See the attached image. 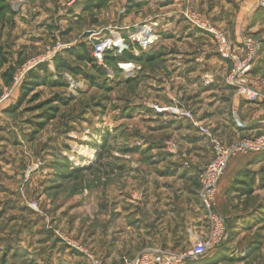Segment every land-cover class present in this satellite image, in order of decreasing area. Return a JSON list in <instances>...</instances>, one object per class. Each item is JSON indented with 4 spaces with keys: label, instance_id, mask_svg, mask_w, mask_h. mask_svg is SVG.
<instances>
[{
    "label": "rangeland",
    "instance_id": "1",
    "mask_svg": "<svg viewBox=\"0 0 264 264\" xmlns=\"http://www.w3.org/2000/svg\"><path fill=\"white\" fill-rule=\"evenodd\" d=\"M175 1L179 0H7L11 12L17 16L15 25L11 19V26L7 23L14 32L12 37L7 36L10 38L8 46L16 51L22 48L23 56L12 68V74L0 84V96L4 89L13 86L17 72L27 68L25 64L33 57L51 55L58 44L65 47L50 62L27 71L3 105L0 116V264H93L95 261L120 264L125 254L116 249L111 253L107 250L110 244L115 248L117 236L123 234L125 226L121 220L114 219L109 221L112 226L102 227L106 202L112 199L110 204L115 206L116 196L122 194L125 204L130 206L132 201L144 197V190L149 186L196 190L192 216L187 218L190 236L183 252L190 248L197 234L204 233L206 214L197 192L201 175L214 161L213 140L228 148L235 142L259 135L264 124L257 125L260 129L254 131L255 135L254 132L240 133L238 139L225 143L209 128L197 125L194 110L183 101L182 91L177 89L175 98L166 96L164 82L174 76L175 71L183 69L185 55L196 53L198 45L206 52L214 48L210 36L187 23L184 14H197L200 22L226 33L201 12L191 9L188 1L182 0L181 7ZM123 7L124 13H120ZM143 24L153 26L158 39L146 51L128 52L134 58L143 57L136 62L140 69L132 78H119L116 67L113 69L105 60V65L115 75L114 79H108L105 70L102 76L93 70L89 61L79 63L74 55H67L71 50L76 54L87 50L92 34L101 36L115 26L129 27L131 31ZM180 24L184 26L181 31ZM243 38H252L259 48L245 77V85L264 91V38L244 33L238 42L230 41L239 44ZM195 40L202 42L195 45ZM206 55L210 58L212 54ZM58 57L67 69L56 61ZM195 62L204 64L202 76L215 75L213 85L221 78L220 84L230 89L233 96L243 103L257 104L254 108L264 115V101H246L226 84L231 63L223 61L227 72L220 75L218 71L208 70L204 60L196 58ZM40 68L45 69L40 71ZM30 73L40 79H28ZM20 98L22 101L17 105ZM148 103L160 107L172 105L181 114L155 115L146 107ZM12 107L15 109L8 111ZM148 120L157 121L158 127L171 122L190 123L207 140L211 158L193 179L184 173L176 176L157 164L151 153L153 135L152 131L149 133ZM141 138L146 141L139 140ZM169 143L175 146V153L165 151ZM162 147L167 154L175 156L180 168H193L191 156L175 137L162 140ZM237 157H245L249 162L231 177L230 188L238 193V198L226 196L227 204L223 206L219 204L220 184L227 176L230 162ZM133 172H141V178ZM247 184L251 185V193L243 195L241 189ZM118 186L122 191L116 189ZM110 188L114 190L109 193V199ZM214 206L225 218L226 241L212 255L184 264H264V154L239 153L230 159L215 191ZM130 222L131 215H128L125 225ZM142 229L138 227L137 231ZM127 237L131 239L132 234Z\"/></svg>",
    "mask_w": 264,
    "mask_h": 264
},
{
    "label": "crops",
    "instance_id": "2",
    "mask_svg": "<svg viewBox=\"0 0 264 264\" xmlns=\"http://www.w3.org/2000/svg\"><path fill=\"white\" fill-rule=\"evenodd\" d=\"M186 1H188L191 9L201 12L204 17L222 27L233 42H238L244 33H251L254 36L264 38V6L260 5L264 0ZM183 2L179 0L176 3L181 7ZM11 20L13 21V25H15L17 16L14 14ZM7 23L11 26V22H8L6 18L0 21V84L5 81L8 71L14 68L15 64H18L19 58L23 56L20 54V51L23 50L22 48L16 51L13 47L8 46L10 38H7V36L9 34L12 37L14 32L12 27H8ZM181 24L180 31L184 29V26H181ZM195 41V45L202 42L201 40ZM186 45L192 47L191 44ZM196 50V53L192 51L190 54L185 55L184 71H182L183 69L175 71L174 76L166 78L164 82L166 96L175 98L177 97L176 90L182 91L184 94L183 101L187 102L194 110L197 125L209 128L210 131L214 132L225 143L238 139L237 137L240 136V133H252L256 129H260L257 125L264 124V115L260 113V110L254 108L257 104L243 103L241 99H237L233 96V92L230 89L220 84L221 78L217 79L216 84H212L208 88L202 85L201 78L204 64H197L195 62L196 58L204 60L205 67H208V70L218 71L220 75H224L227 72V66L215 55L214 48H210L206 52L202 46L198 45L196 46ZM206 54L212 55L209 58V55ZM180 71L182 74L178 75ZM253 89L264 95V91H260L259 88ZM147 122L151 129L149 133L152 131L151 135H153L152 140H150L153 149L151 153L154 154V160L157 164L163 166L165 171L174 172L176 176L184 173L188 178L193 179L200 167L210 160L211 150L207 140L202 138L190 123L171 122V124L166 126L158 127L159 123L157 121L153 123V121L150 122L148 120ZM253 135H255V132ZM169 137H175L180 142L181 147L187 150L188 155L193 160V168L187 170L180 168V165L175 160V156L167 154V149H165L167 153L163 150L162 140ZM122 139L124 140V138ZM139 140H144V138ZM124 143L125 140L122 144ZM164 148H166V144ZM248 162L249 160H246L245 157H237L230 162L227 176L220 184V205L225 206L227 204L226 196L238 198V193H235L230 188L231 177L244 168ZM137 163L141 164V160H138ZM133 175H138V179L141 178V172L140 174L134 173ZM121 188L118 186L116 189L122 191ZM113 190V188L108 190V198L109 193ZM138 190H140L139 187ZM195 192L196 190L188 187H180L178 189L156 187V189H152L149 186V188L147 187L144 190V197L138 201H132V205L130 206L129 204H125V197L122 194L121 196H116L114 200L116 202L115 206L110 204L112 199L110 202H106V216H104L102 227L112 226L113 224L110 223V225L109 221L114 219L118 222L121 220L125 226V230H122L123 234L117 236L115 248H112L113 246L110 244L107 252L111 253L113 252L112 249H116L124 253V256L129 257L156 248L171 253L183 252L184 245L190 236V230L188 229L190 224H187V218L188 216H192ZM223 197L224 201L222 200ZM128 215H131V222L129 225H125ZM138 227L143 228L139 230L142 234L137 231ZM129 233L130 236L132 234L131 239L127 237Z\"/></svg>",
    "mask_w": 264,
    "mask_h": 264
},
{
    "label": "built area",
    "instance_id": "3",
    "mask_svg": "<svg viewBox=\"0 0 264 264\" xmlns=\"http://www.w3.org/2000/svg\"><path fill=\"white\" fill-rule=\"evenodd\" d=\"M18 5V2H16ZM264 6V2L261 4ZM125 8L120 10L124 13ZM186 22L206 33L213 40L215 54L221 60L232 64L231 71L226 78V84L236 89L238 95L249 102L264 101V95L259 91L249 88L245 85V77L251 70L253 62L257 57L258 44L252 38H243L239 44H234L227 37L226 33L216 29L212 25L200 22L197 14H184ZM126 32L125 34L122 33ZM158 39L153 26L143 24L135 26L134 30L130 31L129 27L115 26L110 28L107 33L99 35L98 33L90 35V41L87 43L88 53L91 56L94 64L105 70L108 79H114L115 75L111 69L105 65L107 56L117 58L115 67L119 72V78L129 79L135 76V73L140 69L134 61L119 60L123 53L137 51H146ZM65 46L59 44L52 49L50 54H40L28 61L24 70L17 72L13 78V86L10 89H4L0 96V116L2 115L3 105L12 95V91L18 86L19 82L30 69L45 63L50 62L52 57L63 49ZM132 48V50H131ZM202 83L210 85L215 82V75L206 73L202 76ZM146 107L155 115L162 116L170 114L178 116L181 113L174 106L168 105L160 107L155 104H146ZM188 116V113H187ZM214 161L208 169L200 177L199 198L206 214V226L204 233L197 234L191 241L190 248L183 253H171L159 249H153L142 252L133 257L123 256L120 264H184L185 262H197L205 256L212 255L227 239L228 230L226 221L223 216L217 213L214 206V194L217 189L227 164L235 155L241 154H264V130L252 138H247L233 143L230 147L225 148L216 140H213ZM167 150L175 153L176 148L173 144H167ZM93 264H100L93 262Z\"/></svg>",
    "mask_w": 264,
    "mask_h": 264
},
{
    "label": "trees",
    "instance_id": "4",
    "mask_svg": "<svg viewBox=\"0 0 264 264\" xmlns=\"http://www.w3.org/2000/svg\"><path fill=\"white\" fill-rule=\"evenodd\" d=\"M14 14L11 12V9H10V5L8 4V2H7V0H0V21H2L4 18H6L7 16H10L9 17V19H7L6 18V20L8 21V22H11L12 23V21L10 20V19H12V16H13ZM68 54H70V55H74L75 56V58H77V60L76 61H78L79 63H81L83 60H86V61H89L90 63H91V65L93 66V70H95L96 72H98L99 74H101L102 76L103 75H105V72H104V70H102L101 68H99V67H97L95 64H94V62H93V60H92V58H91V56L89 55V53H88V50H82L81 51V54H76V52H74V50H71V51H69V52H67V55ZM119 60H131V61H134V62H140V61H142L143 60V57H139V58H134V57H132L131 56V54H128V53H123L122 54V56L120 57V58H118ZM117 60V58H114V57H112V56H107L106 57V61L108 62V63H110L111 64V66H113V69H115V66H114V64H115V61ZM56 61H58V62H60V66H62V67H64L65 69H67V66L65 65V62L63 61V60H61L59 57L56 59ZM45 68H40V71H43ZM116 70V69H115ZM73 71H75V70H73ZM12 72H13V69H10L9 71H8V75H11L12 74ZM116 72H117V70H116ZM72 74H74V73H72ZM73 77V76H72ZM92 77H94V76H92ZM30 78H34V79H40V78H38L36 75H33L32 76V73H30V74H28V79H30ZM74 79V78H73ZM61 86L62 85H64V84H60ZM66 85V84H65ZM21 101H22V98H20V100L18 101V104L17 105H19L20 103H21ZM17 105L16 106H14V107H17ZM14 107H12L11 109H8V111H12V110H14L15 108ZM259 155H261V154H259ZM77 171V170H76ZM75 171V172H76ZM245 177H248V175H245ZM248 185V186H247ZM247 185H244V188H242L241 189V194H243V195H249L250 193H251V188H250V184H247Z\"/></svg>",
    "mask_w": 264,
    "mask_h": 264
}]
</instances>
